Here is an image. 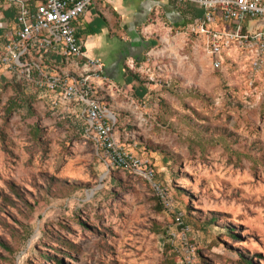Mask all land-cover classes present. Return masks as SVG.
Wrapping results in <instances>:
<instances>
[{"label":"rangeland","instance_id":"obj_1","mask_svg":"<svg viewBox=\"0 0 264 264\" xmlns=\"http://www.w3.org/2000/svg\"><path fill=\"white\" fill-rule=\"evenodd\" d=\"M162 19L134 68L146 96L106 98L171 207L0 67V264H264V62L233 48L215 70Z\"/></svg>","mask_w":264,"mask_h":264},{"label":"built area","instance_id":"obj_2","mask_svg":"<svg viewBox=\"0 0 264 264\" xmlns=\"http://www.w3.org/2000/svg\"><path fill=\"white\" fill-rule=\"evenodd\" d=\"M201 16L187 25L201 41L215 70L233 48L254 52L256 67L264 62V0H176ZM97 0H0V67L22 87L50 97V108L73 118L80 132L110 163L147 180L161 203L171 207L155 170L129 149V134H117L120 115L107 103L116 88L105 65L87 55L75 24ZM12 11L14 23L6 20ZM152 57L148 55V61ZM107 95V96H106Z\"/></svg>","mask_w":264,"mask_h":264},{"label":"crops","instance_id":"obj_3","mask_svg":"<svg viewBox=\"0 0 264 264\" xmlns=\"http://www.w3.org/2000/svg\"><path fill=\"white\" fill-rule=\"evenodd\" d=\"M156 11L163 17L161 26L166 23L169 31L187 28L201 16L198 9L181 6L176 0H97L75 24L87 55L103 62L113 86L127 85L131 80L127 70H134L157 45L148 36L153 29L149 20ZM6 20L14 23L12 11L6 12Z\"/></svg>","mask_w":264,"mask_h":264},{"label":"trees","instance_id":"obj_4","mask_svg":"<svg viewBox=\"0 0 264 264\" xmlns=\"http://www.w3.org/2000/svg\"><path fill=\"white\" fill-rule=\"evenodd\" d=\"M127 73L131 79L127 82V87H126L129 95H131L132 97L135 96L138 99L144 98L146 96L147 89L145 88V85H144L141 77L138 74L134 73V70L128 69ZM213 222H214V220H213ZM245 263L246 264H252V261L251 260H245Z\"/></svg>","mask_w":264,"mask_h":264}]
</instances>
